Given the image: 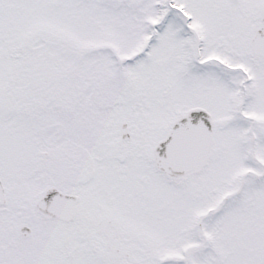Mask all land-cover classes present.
<instances>
[{
    "label": "snow or ice",
    "instance_id": "snow-or-ice-1",
    "mask_svg": "<svg viewBox=\"0 0 264 264\" xmlns=\"http://www.w3.org/2000/svg\"><path fill=\"white\" fill-rule=\"evenodd\" d=\"M0 264H264V0H0Z\"/></svg>",
    "mask_w": 264,
    "mask_h": 264
}]
</instances>
